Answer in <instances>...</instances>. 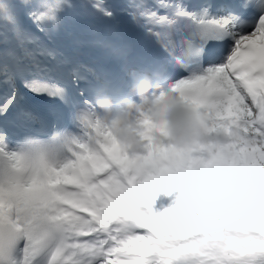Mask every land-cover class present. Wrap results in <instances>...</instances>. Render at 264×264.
I'll list each match as a JSON object with an SVG mask.
<instances>
[{
	"label": "snow or ice",
	"instance_id": "snow-or-ice-1",
	"mask_svg": "<svg viewBox=\"0 0 264 264\" xmlns=\"http://www.w3.org/2000/svg\"><path fill=\"white\" fill-rule=\"evenodd\" d=\"M65 6L0 0V264H264V0L199 11L127 0L122 11L165 54L156 77L179 66L187 75L171 90L228 133L216 151L177 152L146 118L138 156L98 120L97 100H118L127 85L96 86L78 106L71 89L85 66L61 83L66 61L23 22L50 37ZM67 7L117 19L105 0ZM34 98L73 109L79 131L49 127ZM173 189L178 202L153 214L157 194Z\"/></svg>",
	"mask_w": 264,
	"mask_h": 264
},
{
	"label": "clouds",
	"instance_id": "clouds-1",
	"mask_svg": "<svg viewBox=\"0 0 264 264\" xmlns=\"http://www.w3.org/2000/svg\"><path fill=\"white\" fill-rule=\"evenodd\" d=\"M171 85L167 79L135 74L128 95L115 101L110 97L97 100L100 126L129 156L144 151L142 134L146 118L157 133H163L162 137L156 136L157 142L177 152H191L200 147L211 152L226 143V128L217 127L205 107L188 102L172 91Z\"/></svg>",
	"mask_w": 264,
	"mask_h": 264
},
{
	"label": "bare ground",
	"instance_id": "bare-ground-1",
	"mask_svg": "<svg viewBox=\"0 0 264 264\" xmlns=\"http://www.w3.org/2000/svg\"><path fill=\"white\" fill-rule=\"evenodd\" d=\"M117 4L118 7H120V11H119V15L116 12V16L117 18H119L121 23H124L125 25L128 22V29L130 31L129 36H127L125 39L127 41H131L132 44L136 45V46H140V47H145V48H155L157 47V43L155 42V40L147 35V34H143L141 35V37H138V34L136 33V30L138 29V27H136L129 19V17L125 14V12L122 11L124 4L127 2V0H114ZM148 3L150 4H155L156 0H148ZM79 5V4H78ZM78 7L75 8H70L68 11L66 12H61L60 13V19H63V23L65 24L64 29H72L73 26H81L84 27L86 29H88L90 32L94 31L95 35H96V39L99 38L101 41L104 40V38H107V35L104 34L103 30L105 28L102 27V22L98 19V18H86V17H80V18H73L72 20L67 18L69 15H72V12H74ZM161 14H164L165 10L160 9ZM25 22V19H24ZM26 23V22H25ZM28 28L31 29L30 24H27ZM103 29V30H102ZM32 30V29H31ZM67 35V34H66ZM57 36V35H56ZM68 35L65 36H58L57 38H54V44H47L48 47L50 48H54L57 51H72L73 48L75 47L74 45H70V39H68ZM112 40L116 39L113 36L111 37ZM71 54V52H68L67 55L69 56ZM174 86V85H173ZM101 176H103L104 174L101 173Z\"/></svg>",
	"mask_w": 264,
	"mask_h": 264
},
{
	"label": "rangeland",
	"instance_id": "rangeland-1",
	"mask_svg": "<svg viewBox=\"0 0 264 264\" xmlns=\"http://www.w3.org/2000/svg\"><path fill=\"white\" fill-rule=\"evenodd\" d=\"M52 1L53 0H50V1L47 0L46 2L45 1H38V2H36V0H31V2L34 5H41V4H44V3H50ZM105 2L107 3V0H105ZM80 3H81V0H66V6L68 4L78 5ZM67 8H68V10L70 9L69 7H67ZM80 12H81V10L78 7L74 12H72V15H69L67 18H69V19L72 20L73 18H80L81 16L82 17H86V16L81 15ZM86 18H93V17H86ZM30 23H31V26L36 30L35 25H33L31 21H30ZM32 27H31V29H32ZM58 36H59V33L57 34V36L54 35L53 38H57ZM68 37H69V35H68ZM69 39H70V37H69ZM45 44H50V43L45 42ZM172 191L171 192H168V193H166L164 191H161V192H159L157 194V196L154 198L153 203L151 205V211H152L153 214H161L163 211H165L166 207L169 204L172 203V198H171ZM142 210L145 211L146 214H147V210L146 209H143L142 208Z\"/></svg>",
	"mask_w": 264,
	"mask_h": 264
},
{
	"label": "trees",
	"instance_id": "trees-1",
	"mask_svg": "<svg viewBox=\"0 0 264 264\" xmlns=\"http://www.w3.org/2000/svg\"><path fill=\"white\" fill-rule=\"evenodd\" d=\"M180 196H181V190H178V192H177V199L174 200L172 206H170V207H173V206L175 205V203L178 202V197H180ZM170 207H169V208H170Z\"/></svg>",
	"mask_w": 264,
	"mask_h": 264
}]
</instances>
